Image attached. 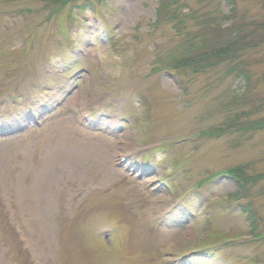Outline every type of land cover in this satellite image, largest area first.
<instances>
[{"label": "rangeland", "instance_id": "obj_1", "mask_svg": "<svg viewBox=\"0 0 264 264\" xmlns=\"http://www.w3.org/2000/svg\"><path fill=\"white\" fill-rule=\"evenodd\" d=\"M160 1L0 0V264H264V42L168 68L232 6Z\"/></svg>", "mask_w": 264, "mask_h": 264}, {"label": "trees", "instance_id": "obj_2", "mask_svg": "<svg viewBox=\"0 0 264 264\" xmlns=\"http://www.w3.org/2000/svg\"><path fill=\"white\" fill-rule=\"evenodd\" d=\"M226 1L232 6L230 12L224 15L226 19L231 20L229 27L227 29L215 28L214 33H212L213 37L210 36L208 39H206L205 35H202L199 38L200 44H193L191 47L188 46L185 48L179 59L172 57L170 60H167V62H164L168 68L183 66L191 67L195 72L204 71L207 67L221 64L227 60L232 61L233 58L237 59L238 56H240V52L245 50L252 42L253 45L248 47V49L256 47L258 44L256 38H260V41L264 42V23L262 26L261 23L258 26H255V24L245 25L244 17H237L235 2L233 0ZM172 3L173 0L160 1L157 9V21L162 19V15L167 14L170 20L175 19L178 23H183L178 12L176 10H170ZM86 4L90 5L89 3H84L81 5V8H83L82 6L85 7ZM234 13H236V15H234ZM259 27L260 30L263 31L262 35L256 33ZM186 41L188 45L190 42H188L187 39ZM239 75L245 77L244 80L247 85L249 81L248 70L244 69V72L239 73ZM229 174L238 178L241 185H245L246 179L238 176V171H229ZM245 209L251 210L250 206H246ZM252 215L253 214H250V216Z\"/></svg>", "mask_w": 264, "mask_h": 264}]
</instances>
